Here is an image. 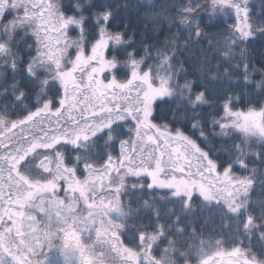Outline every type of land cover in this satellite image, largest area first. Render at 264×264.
Segmentation results:
<instances>
[{"label": "snow or ice", "instance_id": "snow-or-ice-1", "mask_svg": "<svg viewBox=\"0 0 264 264\" xmlns=\"http://www.w3.org/2000/svg\"><path fill=\"white\" fill-rule=\"evenodd\" d=\"M91 3L0 0V97L10 92L27 109L16 118L7 106L0 110V264H194V255L210 264L204 248L211 242L180 224L197 207L231 214L235 236L247 241L222 253L216 240V256L264 264V248L253 246L254 239L264 246V198L250 195L264 173V67L248 47L264 34V23L250 15L251 0H165L166 7L139 0L147 5L145 28L171 29L159 44L144 45L146 56L155 52L147 68L134 50L117 56L133 39L109 28V9L93 11L96 39L87 41L84 8ZM225 10L234 11L236 23L226 32L210 30ZM25 41L26 60L19 47ZM190 47V56L200 53L196 76L187 75L179 56ZM221 61L231 65L222 73ZM21 65L37 89L35 110L23 104ZM206 73L233 87L219 98L195 90ZM177 94L192 111H173L170 119L189 122L198 139L157 122V101ZM157 190L161 201L180 206L169 222L161 218ZM138 192L148 198L133 206Z\"/></svg>", "mask_w": 264, "mask_h": 264}, {"label": "trees", "instance_id": "trees-1", "mask_svg": "<svg viewBox=\"0 0 264 264\" xmlns=\"http://www.w3.org/2000/svg\"><path fill=\"white\" fill-rule=\"evenodd\" d=\"M83 3V0H81ZM158 3H161L165 7L167 6L165 0H158ZM208 3H211V0H208ZM147 5H141L139 0H92L90 5L85 6L84 12L88 15V20L85 22V29H86V36L87 41L91 42L96 39V26L92 21V13L93 11L103 12L105 9H109L112 11L113 15L108 22V26L113 31H123L125 38L130 35V38L133 39L132 42L128 43L125 46H121L117 49V56L120 59L125 58V54L129 51H135V56L137 59H143L142 67L147 68V66L152 63L155 59L153 55L155 52L149 54L148 56L145 55L144 45H154L159 44L163 41L164 35L166 32L171 31L168 28L167 24H162L159 29L158 34H154L152 31L151 23L148 24V27L145 28V20L141 16V13L144 11ZM264 7V0H252L251 2V11L250 15L254 17L255 22L257 24L264 23V14L257 15V13ZM139 8V12L136 10ZM67 11L71 12L72 9L70 7L67 8ZM227 18H214L215 23L213 25H208L207 27L212 30H220L226 32L227 28L231 24L234 23V18L228 17ZM204 18H202L203 22ZM184 31L182 30V35H184ZM30 41H25L24 43L20 44V51L24 54L25 60L29 53L25 52V44ZM248 47L255 57V63L258 67H264V34L258 35L256 40L249 41ZM191 47L188 49H183L179 52V56L183 59L185 67L188 68V76H196V73L193 71L194 65L199 63V55L197 53L196 56H190L189 53L191 51ZM152 52V48L149 49V53ZM231 65L227 61H221V68L220 72H223L224 68H230ZM117 75L121 77H126L127 70L124 68H118ZM234 71V74L239 75L238 71ZM21 87H25L27 89V94L23 100V104H26L28 108L35 110L37 107V100L35 96L36 88L32 87L28 84V77L23 75V65H21ZM254 79H259L258 75L253 77ZM184 79V75L182 74L179 77L180 82L182 83ZM202 87L208 90L209 96L221 97L223 95V90L225 87H233L232 85L228 84L226 78L222 81H212L208 80L207 73L205 74L204 81L202 82L198 77L196 83L193 85L195 90H200ZM49 94H52L51 91ZM179 99V95L173 96L171 99H164L160 100L156 104L157 108V122L166 121L172 125L173 128L181 127L185 132L194 136V138L198 137L195 134L194 130L190 129V123L184 122L180 123L179 120H171L170 117L175 111L177 117L181 113L190 114L192 111L187 106V101L185 103L177 102ZM13 105H15L13 107ZM179 105V106H178ZM7 106L10 111V115L12 118H16L17 116H24L27 114V109L21 104L20 101H16L12 94L6 93L3 97H0V110H3ZM243 107V105H241ZM209 110L208 106H205L202 111L207 112ZM243 110V109H238ZM207 127V125H205ZM216 142L214 141V144ZM239 143V141H237ZM202 147H206L204 142H201ZM218 146V144L216 145ZM261 156L264 158V147H262ZM249 164H256L258 163L253 157L248 158ZM264 168V164L260 165ZM246 173L243 172L241 169H237V175H244ZM157 197L156 203L159 206V210L161 213V218L164 222H169L173 215L176 212L180 211V206L177 204H171L167 201H161L159 199V194H162L161 190H157ZM132 203L133 206H136L140 203L142 199L148 198L147 192H138L132 194ZM251 198L253 200H259L264 198V173H259L257 175V183L254 185L253 190L251 191ZM173 208V214H167L168 209ZM255 210V209H253ZM181 226L185 227L188 232H192L195 230L197 234H203V239L206 241H210L212 244H215L216 240H220L222 243L219 246V249L223 251H230L233 247H240L244 249L247 245V241L244 240L243 237H236V223L234 218L231 214H227L223 211V209L219 208H203L197 207L196 211L193 213H189L187 215H183L180 221ZM236 239V243L233 244L232 240ZM243 241V243H241ZM165 245L161 244V250ZM253 246L256 248H264V246L260 245L259 241L254 239ZM157 255L159 253L157 252ZM195 256V255H194ZM193 256V262H195V258Z\"/></svg>", "mask_w": 264, "mask_h": 264}, {"label": "rangeland", "instance_id": "rangeland-1", "mask_svg": "<svg viewBox=\"0 0 264 264\" xmlns=\"http://www.w3.org/2000/svg\"><path fill=\"white\" fill-rule=\"evenodd\" d=\"M251 2H252V0H251ZM225 11H227V15H224V14H218V15H216L214 18H220V17H222V18H227V19H229L228 17H232V18H234V23H236V16H235L234 11H233V10H225ZM52 39L54 40L55 37L53 36ZM177 95H178V94H177ZM165 99H167V98H165ZM163 100H164V99H163ZM159 101H160V100H159ZM161 101H162V100H161ZM184 101H187V100H183V99H181L180 96H179V99H178L177 102H179V103H185ZM157 102H158V101H157ZM13 131H18V130H13ZM17 138H18V137H17ZM102 194H104V193H100V192H98V195H102ZM61 197H63V192H61ZM38 216H39V214H38ZM216 250H217V247H216L214 244H212V243H210L208 246H206V247L204 248V253H205L206 257H210V258H211V259H210V264H232V262L229 260V257H228L226 254H225V255H221V256H216V255H215ZM219 250H220L222 253H227V252H229V250H228V251H223V250H221V249H219ZM230 251H231V250H230ZM45 252H48V250L45 249ZM51 255H52V253H49V256H51ZM194 258H195V262H194V264H199L200 257L197 256V255H195ZM241 259H242V257H241Z\"/></svg>", "mask_w": 264, "mask_h": 264}]
</instances>
